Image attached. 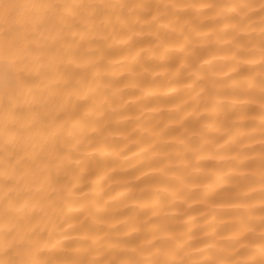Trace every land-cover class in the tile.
<instances>
[{
	"label": "bare ground",
	"instance_id": "obj_1",
	"mask_svg": "<svg viewBox=\"0 0 264 264\" xmlns=\"http://www.w3.org/2000/svg\"><path fill=\"white\" fill-rule=\"evenodd\" d=\"M51 2L0 0V260L264 264L261 0L243 27L200 0L159 40L117 7L158 0Z\"/></svg>",
	"mask_w": 264,
	"mask_h": 264
},
{
	"label": "clouds",
	"instance_id": "obj_2",
	"mask_svg": "<svg viewBox=\"0 0 264 264\" xmlns=\"http://www.w3.org/2000/svg\"><path fill=\"white\" fill-rule=\"evenodd\" d=\"M199 2L200 0H158V7L156 8H146L142 5L132 3L120 4L117 7L120 10L119 14L122 16H127L128 9L131 7L139 8L141 15L137 18L136 23H140V20L143 19L147 24L155 23L158 25L157 32L160 33V35L157 36V39L159 40L162 39L165 34H168V24L172 23V16L176 17L175 24L177 27L180 26L185 12H190L193 18H199L202 16L203 13L197 10ZM81 6L85 8L88 7L87 5ZM48 7L66 8L69 7V5L60 2V0H52ZM258 7L260 15L264 16V0H261ZM252 11L253 7L248 0H230L220 15L221 17H238L239 24L243 27L245 22L251 18ZM147 58L155 61L157 53L154 50L150 51L147 53ZM202 60L203 57L193 59L191 61V71L199 73L200 69L204 67ZM4 95H7V93H4ZM7 126V118L0 117V148H3L2 137L6 134ZM10 172L11 170L7 166L0 168V201H2L4 197L3 183L9 179H14V176L10 175ZM0 264H16V262L12 260H0ZM85 264H87V262H85ZM91 264H102V262L93 261ZM138 264H161V262L156 259H147L139 261ZM220 264H243V261L237 262L235 260L226 259L220 261Z\"/></svg>",
	"mask_w": 264,
	"mask_h": 264
}]
</instances>
